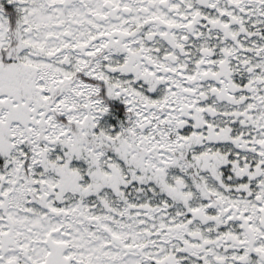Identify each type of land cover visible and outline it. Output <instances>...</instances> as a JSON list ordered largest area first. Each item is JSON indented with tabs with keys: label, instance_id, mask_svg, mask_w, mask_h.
<instances>
[{
	"label": "snow or ice",
	"instance_id": "1",
	"mask_svg": "<svg viewBox=\"0 0 264 264\" xmlns=\"http://www.w3.org/2000/svg\"><path fill=\"white\" fill-rule=\"evenodd\" d=\"M0 264H264V0H0Z\"/></svg>",
	"mask_w": 264,
	"mask_h": 264
},
{
	"label": "trees",
	"instance_id": "2",
	"mask_svg": "<svg viewBox=\"0 0 264 264\" xmlns=\"http://www.w3.org/2000/svg\"><path fill=\"white\" fill-rule=\"evenodd\" d=\"M110 112L108 114H105L104 117H102V120H107L109 122L113 121V118H122L123 117V106L120 103V101H110L109 102Z\"/></svg>",
	"mask_w": 264,
	"mask_h": 264
}]
</instances>
